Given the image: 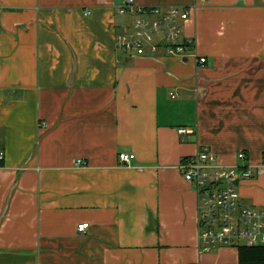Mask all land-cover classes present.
<instances>
[{
	"label": "crops",
	"instance_id": "crops-1",
	"mask_svg": "<svg viewBox=\"0 0 264 264\" xmlns=\"http://www.w3.org/2000/svg\"><path fill=\"white\" fill-rule=\"evenodd\" d=\"M123 1L0 0V264H238L200 249L179 164L243 152L240 203L264 206V0L198 5L189 54L133 57Z\"/></svg>",
	"mask_w": 264,
	"mask_h": 264
},
{
	"label": "built area",
	"instance_id": "built-area-1",
	"mask_svg": "<svg viewBox=\"0 0 264 264\" xmlns=\"http://www.w3.org/2000/svg\"><path fill=\"white\" fill-rule=\"evenodd\" d=\"M209 1L139 5L134 0H124L116 8L117 14L124 18L115 33L116 50L129 57L189 54L195 42L185 36L183 26L198 5ZM84 13L87 15L89 11ZM197 61L202 64L205 58L198 57ZM171 97H174L172 93ZM178 132H191V129L179 128ZM236 158L239 163L224 165L208 147L200 146L179 164L183 179L197 196V235L201 250L215 246L264 245V206L241 204L237 190L242 180L252 176L253 170L243 152H238ZM118 159L128 164L134 154L119 152ZM2 161L0 150V166ZM84 163L79 158L74 161L75 165ZM88 225V222L79 223L77 230L84 232Z\"/></svg>",
	"mask_w": 264,
	"mask_h": 264
},
{
	"label": "trees",
	"instance_id": "trees-1",
	"mask_svg": "<svg viewBox=\"0 0 264 264\" xmlns=\"http://www.w3.org/2000/svg\"><path fill=\"white\" fill-rule=\"evenodd\" d=\"M238 264H264V245L238 246Z\"/></svg>",
	"mask_w": 264,
	"mask_h": 264
},
{
	"label": "rangeland",
	"instance_id": "rangeland-1",
	"mask_svg": "<svg viewBox=\"0 0 264 264\" xmlns=\"http://www.w3.org/2000/svg\"><path fill=\"white\" fill-rule=\"evenodd\" d=\"M152 1V3L154 4H159V3H156L157 1H165L167 3H180L182 2L183 0H150V2Z\"/></svg>",
	"mask_w": 264,
	"mask_h": 264
}]
</instances>
